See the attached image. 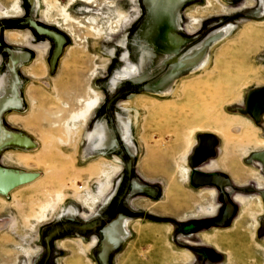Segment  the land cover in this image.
I'll return each instance as SVG.
<instances>
[{
    "label": "rangeland",
    "instance_id": "obj_1",
    "mask_svg": "<svg viewBox=\"0 0 264 264\" xmlns=\"http://www.w3.org/2000/svg\"><path fill=\"white\" fill-rule=\"evenodd\" d=\"M57 1L0 0V98L19 101L0 126L29 142L1 148L0 171L31 177L0 190V264H264V114L244 113L264 89V0H183L171 22L163 0ZM87 99L98 106L68 131ZM103 127L115 148H99ZM203 137L213 155L191 166ZM117 216L125 238L103 262Z\"/></svg>",
    "mask_w": 264,
    "mask_h": 264
},
{
    "label": "crops",
    "instance_id": "obj_2",
    "mask_svg": "<svg viewBox=\"0 0 264 264\" xmlns=\"http://www.w3.org/2000/svg\"><path fill=\"white\" fill-rule=\"evenodd\" d=\"M163 1H164V7H163V10L161 12L157 11V8H156V5H158L160 3L154 2L156 15L158 16L159 14L164 12L166 17L168 18V21L171 22V21H173V15H174L175 10L177 9L179 4L183 0H163ZM161 17H162V14H161ZM46 48H47V46H44L42 48L43 52H45ZM18 57H20V56H18ZM20 58L26 59L27 55H23ZM9 92H12L13 97L5 96V97L0 98V102L5 103V106L1 110L0 114L2 112H4L7 108L19 107V101H18L17 93H16L15 89L10 90ZM13 98L16 100L17 106H11L10 103L8 102L9 100H12ZM80 100H81V98H80ZM87 100L90 101L92 99H87ZM87 100H84L85 102L83 101V111L76 114L75 116H72L71 119L68 121V123H67V130L68 131L72 130L75 122L80 120L83 123H85L86 120L88 119V117L90 116V114L93 110L91 112H89L88 114H86L85 116L81 117V114L85 112V107H86L85 104L89 102ZM117 118H118V122L121 125V137L123 140L124 147L128 150L129 157L131 159H133L135 157V151H134V148L128 139L126 123L120 117H117ZM99 134H100L99 137H101L102 140H104V139L106 140V143H102V142L100 143L99 148H103L105 146L109 149L115 148L116 142L113 139V137L109 134V132L106 130V128L103 127L102 129H100ZM104 149H106V148H104ZM105 192L106 191H104V190L98 189L97 194L92 196L91 207H89L90 210H92V207L98 202V200L102 196L105 195ZM103 208L104 207H102L101 209H103ZM123 224H124V218L121 216H117L116 218L112 219L110 222H108L106 225H104L102 227L101 231H102L103 236H102V241H101V251L99 253V258L101 260H102L103 254H105V259L107 260L108 256L118 248L119 244L125 238V231L123 228ZM94 244L95 243L92 242L90 247L94 246Z\"/></svg>",
    "mask_w": 264,
    "mask_h": 264
},
{
    "label": "flooded vegetation",
    "instance_id": "obj_3",
    "mask_svg": "<svg viewBox=\"0 0 264 264\" xmlns=\"http://www.w3.org/2000/svg\"><path fill=\"white\" fill-rule=\"evenodd\" d=\"M263 2V1H262ZM55 4L56 5H60L59 3H58V1L57 0H55ZM263 4H264V2H263ZM61 10H62V17H63V12H66V10H65V7H61ZM67 13V12H66ZM263 13H264V5L263 6H261V9H260V11L258 12V14H260V15H263ZM68 15V14H67ZM69 16V15H68ZM64 19V18H63ZM86 23H87V21H86ZM92 29V28H91ZM41 31V30H40ZM42 32V31H41ZM182 40V39H181ZM182 44H183V40H182ZM170 46V45H169ZM197 47V46H196ZM195 47V48H196ZM171 48V47H170ZM170 48L168 49V51L170 50ZM167 51V52H168ZM199 51V50H198ZM198 51H196V53H195V55H194V57L197 55V52ZM200 51H203V49H200ZM202 56V55H201ZM187 58H190V57H183L181 60H183V59H187ZM200 59H201V57L199 58V60H198V62L193 66V67H191V68H194L198 63H199V61H200ZM191 68H187V67H180V66H177V67H175V69H173L172 71L174 72V73H177L178 72V70L179 71H185V70H190ZM9 103H10V105L11 106H17V103H16V100L13 98L12 100H9L8 101ZM96 102H97V105H98V100H96ZM4 106H5V103H3V102H0V112H1V110L4 108ZM97 107V106H96ZM95 107V108H96ZM95 108H93L92 110H94ZM91 110V111H92ZM90 111V112H91ZM86 114H88L87 113V111H86ZM29 144V142H28V140H26V139H24V138H22L21 136H18V135H16V134H12V133H9V132H7V131H5L1 126H0V149L1 148H3V147H6V146H8V145H20V146H25V145H28ZM202 160V156L200 155L199 157H198V159L196 160V161H194L195 163L197 162V163H199L200 161ZM22 176H18V175H12V174H9V173H7V174H4V173H2L1 171H0V190H3V191H5V190H8L9 188H11L13 185H15V183L18 181V179L19 178H21ZM203 180H205L204 178H202V177H200V176H197L196 177V181H203ZM206 181V180H205ZM211 182H213L214 184H216V185H218V186H222V184L224 183V181H221V180H219L217 177H214L212 180H210ZM227 205H228V208H227V211L225 212V214H224V216H223V218L219 221V224H224L225 223V221L227 220V219H229L230 218V215H231V212H232V207L229 205V203L227 202ZM214 211H215V208H211L210 210H209V212L211 213V214H213L214 213ZM105 254H103V257H102V260H103V262H105L106 261V259H105Z\"/></svg>",
    "mask_w": 264,
    "mask_h": 264
},
{
    "label": "bare ground",
    "instance_id": "obj_4",
    "mask_svg": "<svg viewBox=\"0 0 264 264\" xmlns=\"http://www.w3.org/2000/svg\"><path fill=\"white\" fill-rule=\"evenodd\" d=\"M88 3H89V1H87V4ZM63 18H64L65 22L70 24L69 27H67V26L66 27L69 28V30H71L72 32L75 31L74 30L75 27H77V28L85 27L82 22H79L78 20L76 21V20L72 19L70 16L67 15L66 12H63ZM77 30H79V29H77ZM91 30H94V29H91ZM168 44L170 45L171 48L167 52V54H168V56L174 57L175 52L182 45V40L179 37L173 36L171 33H168ZM201 55H202V51L199 50L195 57H190V58H187L186 60L185 59L176 60L175 64L180 66V67L191 68L198 62V60L201 57ZM85 105H86V107H85L86 111H87V113H89L93 108H95L97 106V102H96V100H90ZM213 145H214V141L213 140H205V139H203V141H201V150H200L199 154L197 155L196 160L198 159V157L200 155L202 156V160L200 162H203L204 160H206L209 157H211L213 155ZM29 178H31V177L30 176H22L21 178L18 179V181L15 184H17L19 182H22V181H25V180H28ZM203 181H205V180H203ZM4 225L5 224H2L0 222V230L3 228Z\"/></svg>",
    "mask_w": 264,
    "mask_h": 264
},
{
    "label": "water",
    "instance_id": "obj_5",
    "mask_svg": "<svg viewBox=\"0 0 264 264\" xmlns=\"http://www.w3.org/2000/svg\"><path fill=\"white\" fill-rule=\"evenodd\" d=\"M244 113L250 114L255 120H258L259 116L261 114H264V89H258V90H255L253 92H250L248 94L247 100H246V110H245ZM203 139H205V140H213L214 141V145H215V139L214 138H212V137H203L201 140H203ZM197 151H198V148H197ZM195 158H196V154L194 156V159L191 161V166H196V165L201 163V162H199V163L196 162L195 163L194 162V161H196ZM253 158L255 160H258L263 165V169H264V151L255 154L253 156ZM196 175L204 178L207 181V183L208 182L213 183L210 180H212L214 177H205V176L199 175V174H196ZM196 175H195V178H196ZM206 181H204V182H206ZM263 198H264V194H263Z\"/></svg>",
    "mask_w": 264,
    "mask_h": 264
}]
</instances>
